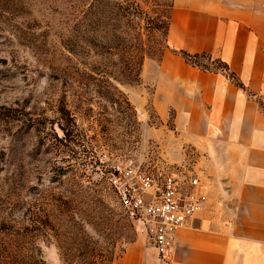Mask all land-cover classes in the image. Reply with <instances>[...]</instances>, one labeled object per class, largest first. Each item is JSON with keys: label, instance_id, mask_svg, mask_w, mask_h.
Returning <instances> with one entry per match:
<instances>
[{"label": "rangeland", "instance_id": "1", "mask_svg": "<svg viewBox=\"0 0 264 264\" xmlns=\"http://www.w3.org/2000/svg\"><path fill=\"white\" fill-rule=\"evenodd\" d=\"M171 3L0 0V264H112L149 245L108 179L127 162L211 182L213 153L160 118L141 82L167 49Z\"/></svg>", "mask_w": 264, "mask_h": 264}, {"label": "crops", "instance_id": "2", "mask_svg": "<svg viewBox=\"0 0 264 264\" xmlns=\"http://www.w3.org/2000/svg\"><path fill=\"white\" fill-rule=\"evenodd\" d=\"M166 45L141 82L160 118L213 153L212 180L164 261L137 238L112 264H264V0H172ZM179 51L223 62L239 86Z\"/></svg>", "mask_w": 264, "mask_h": 264}, {"label": "built area", "instance_id": "3", "mask_svg": "<svg viewBox=\"0 0 264 264\" xmlns=\"http://www.w3.org/2000/svg\"><path fill=\"white\" fill-rule=\"evenodd\" d=\"M108 179L114 186L122 214L137 233L145 236L159 260L164 261L173 233L186 226L201 209L206 195L196 174L179 176L167 171L147 176L131 162Z\"/></svg>", "mask_w": 264, "mask_h": 264}, {"label": "trees", "instance_id": "4", "mask_svg": "<svg viewBox=\"0 0 264 264\" xmlns=\"http://www.w3.org/2000/svg\"><path fill=\"white\" fill-rule=\"evenodd\" d=\"M179 53H180L182 56H184V57H188V58H196V57H198V56L205 55V54H203V53H202V54H193V55H190V54H187V53H185V52H183V51H179ZM213 62L217 63L218 67H219V68L225 73V75H226L230 80H232L236 85L239 86V82H237V80H236V78H235V75H234L232 72L228 71L227 66H226L223 62H221V61H219V60H217V59H213Z\"/></svg>", "mask_w": 264, "mask_h": 264}]
</instances>
